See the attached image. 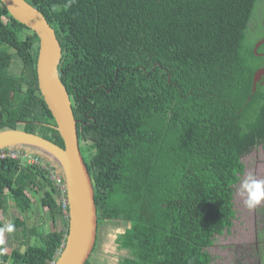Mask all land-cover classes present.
Wrapping results in <instances>:
<instances>
[{"label":"trees","instance_id":"16d2710c","mask_svg":"<svg viewBox=\"0 0 264 264\" xmlns=\"http://www.w3.org/2000/svg\"><path fill=\"white\" fill-rule=\"evenodd\" d=\"M26 1L61 47L59 77L98 225L128 224L115 238L128 252L121 264H210L207 248L233 223L242 157L264 149V83L252 91L264 60L247 27L257 0ZM37 52L36 34L0 1V129L19 127L63 147L38 88ZM55 195L40 165L0 160V232L10 230L24 249L0 238V264L56 260L67 220L46 231L5 219L9 199L23 215L37 199L56 220L64 215Z\"/></svg>","mask_w":264,"mask_h":264},{"label":"water","instance_id":"95a60500","mask_svg":"<svg viewBox=\"0 0 264 264\" xmlns=\"http://www.w3.org/2000/svg\"><path fill=\"white\" fill-rule=\"evenodd\" d=\"M9 15L38 37L36 74L39 91L51 112L63 147L21 128L0 129V150H17L38 156L63 179L68 202V228L62 249L52 264H85L94 249L98 220L92 179L80 152L76 119L68 91L59 77L61 47L43 14L26 0H0ZM264 74H254L252 91ZM21 124V123H20Z\"/></svg>","mask_w":264,"mask_h":264},{"label":"rangeland","instance_id":"374dc122","mask_svg":"<svg viewBox=\"0 0 264 264\" xmlns=\"http://www.w3.org/2000/svg\"><path fill=\"white\" fill-rule=\"evenodd\" d=\"M14 59L17 58L15 57ZM20 70L21 63L16 60L11 65L10 72L17 74ZM85 154L88 155L90 153L86 151ZM242 162L244 164V173L240 176L239 182L234 186L233 204L235 216L233 224L227 233L216 236L213 244L207 248L208 253L211 255L210 264H264V260L262 261L261 258L260 262L257 257L258 255H256L257 253L254 251L255 249H258L259 245H257L254 236L264 228V202L258 205L255 209H248L244 204L245 196L242 193L241 187L243 181L249 175H253L256 179L264 180L263 147H255L251 152L242 157ZM34 200L32 211L23 215L16 209L14 202L9 199L7 202L9 208L5 213V219L10 221L15 217L24 218L26 224L33 225L36 223L39 229L46 231L64 227L65 220H67L68 223V219L64 216L53 220L49 215L42 213L39 202L37 199ZM127 226L128 224L123 223V221L105 220L104 222H101L98 230L97 245L94 252L92 251L89 257V264H118V261L127 255V252L116 245L115 238L118 234L123 232ZM263 233L264 231L259 238H263ZM0 238L7 247H10V250H24L23 247L14 243L10 230L3 229L0 232ZM239 242L240 244L245 243L246 246L248 244L246 248L248 250H246L244 254H242L244 247H235ZM31 244L33 246L39 245L38 241L34 238L31 241Z\"/></svg>","mask_w":264,"mask_h":264},{"label":"flooded vegetation","instance_id":"af4514ba","mask_svg":"<svg viewBox=\"0 0 264 264\" xmlns=\"http://www.w3.org/2000/svg\"><path fill=\"white\" fill-rule=\"evenodd\" d=\"M248 16H249V18L247 19L248 20V23H247L248 26L247 27H248L250 34L252 36V39H253L252 40L253 54L259 60H264V0H257V3L254 7V10L251 11L250 15H248ZM260 69H264V66L260 67L258 70H260ZM263 77H264V74L260 77V79L256 82V84L259 83L260 81H262V83H264ZM82 156H83V154H82ZM99 227H100V225H98V230H99ZM263 231H264V228H262L259 232H257L256 236H254L257 245L259 244L258 249H255L254 251H255V253H257L256 255H258L257 257L259 258L260 262H261V258H262V261L264 260V233H263V238H259ZM225 233H227V231H225L223 234H225ZM97 239H98V231H97V238H96V244L94 246V249L97 245ZM240 246L244 247V249L242 250L243 251L242 254H244L246 252V250H248V249H246L248 244L246 246L245 243L240 244V242H239V244L235 247L240 248ZM94 249H93V252H94ZM125 251L127 252V250H125ZM125 257H128V252H127V255ZM125 257H122V259ZM122 259H120L118 261V264H121L120 261H122Z\"/></svg>","mask_w":264,"mask_h":264},{"label":"built area","instance_id":"2783aa9c","mask_svg":"<svg viewBox=\"0 0 264 264\" xmlns=\"http://www.w3.org/2000/svg\"><path fill=\"white\" fill-rule=\"evenodd\" d=\"M5 158L19 160L20 163L40 165V167L47 172V176L49 180L56 188L57 202L61 205L64 217L68 219V202L66 196V185L62 177L57 172H55L51 166L44 163L37 156L28 154L23 151L0 150V160Z\"/></svg>","mask_w":264,"mask_h":264},{"label":"clouds","instance_id":"9594fccd","mask_svg":"<svg viewBox=\"0 0 264 264\" xmlns=\"http://www.w3.org/2000/svg\"><path fill=\"white\" fill-rule=\"evenodd\" d=\"M241 187L242 193L245 196L244 204L248 209H255L264 202V180H259L253 175H249L243 181Z\"/></svg>","mask_w":264,"mask_h":264}]
</instances>
